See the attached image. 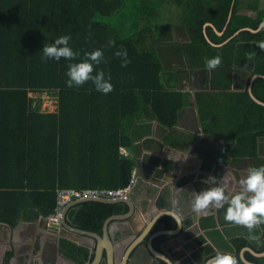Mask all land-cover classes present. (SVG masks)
<instances>
[{"label":"trees","instance_id":"obj_1","mask_svg":"<svg viewBox=\"0 0 264 264\" xmlns=\"http://www.w3.org/2000/svg\"><path fill=\"white\" fill-rule=\"evenodd\" d=\"M165 1L0 0V223L53 213L57 187L125 186L134 161L120 157L119 146H132L137 138L128 132L131 125L142 116L175 123L188 102L189 92L177 88L184 69L205 67L217 55L222 63L212 71L214 89L194 91L203 131L222 141L215 161L242 165L248 157L249 167L264 165V104L247 90L257 73L251 88L264 102V50L258 46L264 43V26L256 29L264 7L249 0L254 14L247 17L237 13L240 0H171L176 18L152 25ZM61 35L71 36L69 46L80 56L45 62L44 45ZM121 48L131 61L126 68L114 55ZM95 49H102L105 59L96 70L110 74L114 86L107 95L91 82L79 88L65 83L68 64ZM249 52L256 54L252 61L246 60ZM41 90L58 97L56 111H41L39 98L29 95ZM116 120L117 125L110 123ZM226 208L217 211L222 223H228ZM127 209L124 202L84 200L68 209L67 221L100 234L108 215ZM169 218L157 226L173 225ZM247 241L235 237L237 250ZM60 246L71 254L77 250L63 238ZM11 255L6 252L3 264ZM233 256L246 264L238 252ZM245 256L258 264L264 260L248 251Z\"/></svg>","mask_w":264,"mask_h":264},{"label":"crops","instance_id":"obj_2","mask_svg":"<svg viewBox=\"0 0 264 264\" xmlns=\"http://www.w3.org/2000/svg\"><path fill=\"white\" fill-rule=\"evenodd\" d=\"M193 76L200 81V79L204 80L206 75L203 72L194 73ZM182 90L189 92L188 102L180 109L175 123L162 125L155 118H146V116L137 118L128 131L129 134L137 135L132 146H119V156L133 159V169L139 173L138 176L146 178L149 182L147 191H142L143 197L138 200L139 210L129 218L112 221L111 239L122 249L133 239L135 231L141 230L150 219L147 214L148 209L151 208L155 213L167 205L168 193L172 198L176 196L180 201H188L191 211L193 192L220 185L226 186V191L234 194L240 190L239 181L247 176L251 162L248 157L242 158L244 159L242 165H234L231 161L228 163L215 161V154L222 141L216 139L214 134H206L203 131L194 103V91L190 90L188 85ZM29 95L35 97L31 92ZM46 98L49 101L46 104L52 106L47 111H56L58 97L50 94ZM41 108L40 106L41 111H45ZM106 122L107 119H103L102 123ZM110 123L117 125V120ZM146 129L148 132L144 133ZM124 150L127 154L123 153ZM207 164L209 165L206 167ZM209 176L216 178L217 185L203 183ZM217 211L213 208L206 215L195 214L187 221L189 225L179 228L178 231L156 234L152 238L154 249L166 253L173 264H203L205 257H213L217 251L232 255L238 252L244 263L251 264L242 259V254L248 261L258 264L248 259L245 251L263 258L264 254H255L249 249H242L249 246L255 252L263 251L264 249H260V245L264 242L263 238L261 237L259 242L249 241L244 227L222 223ZM47 216L39 215L31 220L18 219L14 224L1 222L0 262L6 252H12L10 264H89L93 254L89 252L88 237L77 239L74 238V234L59 236L48 233L41 220ZM169 219L173 220V225L157 226L156 223L149 233L162 227H175V220ZM262 230L260 226L256 229V233L261 235ZM237 236L248 240L239 250L234 243ZM61 238L73 243L77 250L72 254L66 251L65 246H60ZM121 240L125 242L121 244ZM146 240L147 237H144L143 241ZM81 248L88 251L87 256H82L81 250L84 249ZM135 256L139 261L149 264H168L156 256H149L145 249L138 250Z\"/></svg>","mask_w":264,"mask_h":264},{"label":"clouds","instance_id":"obj_3","mask_svg":"<svg viewBox=\"0 0 264 264\" xmlns=\"http://www.w3.org/2000/svg\"><path fill=\"white\" fill-rule=\"evenodd\" d=\"M70 35H61L52 44H45L42 49L43 59L59 61L61 58L73 61L80 56L70 46ZM110 47H115V41H109ZM264 50V43L258 44ZM114 55L121 60V67L126 68L130 63L128 52L121 48ZM255 52H249L246 60L252 61ZM105 62L102 49H95L91 52H84L83 60L77 63H69L66 72V86L68 88H79L91 82L95 89L107 95L114 90L110 74L106 77L103 70L97 71V67ZM222 59L219 55L205 61L208 71H213L219 67ZM180 85V84H179ZM32 92V91H31ZM205 184L217 185V180L213 176L207 177L203 181ZM240 190L230 193L226 191V186H213L199 192H193L192 210L196 214L206 215L210 209L220 210L227 205L224 219L226 222L242 226L247 230L248 239L251 242H259L261 235L256 233V229L264 225V165L259 167H249L247 176L239 181ZM177 225L183 226V219H178L175 214H170ZM203 264H237L235 257L230 253L217 251L213 257H205Z\"/></svg>","mask_w":264,"mask_h":264},{"label":"water","instance_id":"obj_4","mask_svg":"<svg viewBox=\"0 0 264 264\" xmlns=\"http://www.w3.org/2000/svg\"><path fill=\"white\" fill-rule=\"evenodd\" d=\"M207 24H211V23L205 22L204 26ZM261 26H264V21H262L256 29H259ZM241 28L256 30V29H252L247 26H243ZM238 30H236L234 33H236ZM216 31L219 34L221 33V31H218V30ZM204 69L207 70L206 68ZM257 75L258 74L255 73L251 76L249 84L247 85V90L249 92V95L252 97V99H254L258 103L264 104L263 101L259 100L258 98L254 96L252 92V88H251L252 80ZM177 88L183 89L184 86L180 84L177 86ZM249 159L251 160V158ZM138 175L139 173H136V183H134L131 190L125 196H121V197H104L103 196L102 197V196L89 195V196H83L80 198L72 199L69 202H67L62 208L58 223L48 222V218L45 217L44 219L43 218L41 219L43 223V227H45V230L48 233L58 234L59 236H67L70 234H74L76 236V237L74 236V238H77V239L78 237H84V236L88 237L89 239L87 238V240L89 241V252L93 254L92 259L90 260L89 264H103V263L104 264H149L147 262L146 263L141 262L136 258L135 255L140 249H145L146 252L149 254V256H156L157 258H160L168 262V264H173L172 259H169L166 253L159 252L154 249L153 244H152V238L156 234L178 231L179 228H183L186 225H189L187 221L190 219L191 216H195L196 213H194L193 210L191 211L189 210L190 203L188 204L187 203L188 201L186 202L180 201L179 198H177L176 196L172 198L170 193H168L167 205L163 209H160L155 213H153V210H151V208L148 209L147 214L150 216V219L144 224L141 230H139L138 232L135 231V236L128 243L126 247L122 249V247L119 246V244L115 243L111 239L110 233H111L112 221L116 219H121V218H129L140 208L138 200L142 199L143 197L142 191L144 190L147 191V184L149 182L147 181L146 178L142 176H138ZM84 200H97V201L108 202V203L124 202L127 205L128 209L125 212L113 213V214L108 215L104 219V222L102 225V232L101 234H99L98 232H95L93 230H89V229L78 227L76 225H72L71 223L67 221L68 209L71 206H73L75 203L81 202ZM170 214H175L178 219H183L182 221L183 226L181 227L177 225L176 223L175 227L173 228L165 227V228H161V229H158V230H155L149 233V231L153 228L154 224L158 222L160 223V221H163L165 216H171ZM49 235H52V234H49ZM144 237H147L146 241H143ZM54 241L56 242V240ZM124 242L125 241H122L121 244ZM244 249H249L255 254H264V250L260 252H255L249 246L243 247L242 250ZM118 257H119V261H117ZM242 259L248 263L256 264V263H252L248 261L244 257L243 254H242Z\"/></svg>","mask_w":264,"mask_h":264},{"label":"built area","instance_id":"obj_5","mask_svg":"<svg viewBox=\"0 0 264 264\" xmlns=\"http://www.w3.org/2000/svg\"><path fill=\"white\" fill-rule=\"evenodd\" d=\"M36 92L33 96L46 98L50 96L47 90L32 91ZM127 154L126 150L123 152ZM136 182V170L131 171L129 182L123 187L117 188H105V187H86V188H73V187H57L56 191V203L53 213L47 216L48 222H57L59 220L61 210L64 205L72 199L80 198L83 196H104V197H121L125 196Z\"/></svg>","mask_w":264,"mask_h":264},{"label":"rangeland","instance_id":"obj_6","mask_svg":"<svg viewBox=\"0 0 264 264\" xmlns=\"http://www.w3.org/2000/svg\"><path fill=\"white\" fill-rule=\"evenodd\" d=\"M249 0H240V3H239V6H238V9H237V13L239 14H245V16H249V15H253L254 14V11L250 10L248 8V5H247V2ZM259 7H264V0H259ZM176 12H177V6L171 2V0H168V1H165L163 2L159 7H158V10L156 12V14L154 15L153 17V24L152 25H155L156 23H165L167 21H170V20H174L176 18ZM156 30V29H155ZM161 30L159 29L158 33L160 32ZM36 92H31V95H34ZM48 99L47 98H44L42 100L39 99V107L41 106L43 110L47 111V110H50L52 106H50L49 104H46Z\"/></svg>","mask_w":264,"mask_h":264},{"label":"flooded vegetation","instance_id":"obj_7","mask_svg":"<svg viewBox=\"0 0 264 264\" xmlns=\"http://www.w3.org/2000/svg\"><path fill=\"white\" fill-rule=\"evenodd\" d=\"M204 68H206V67L189 68V69L185 68L184 69L185 76L182 79V82L180 84H182L184 87H185V85L190 86V90H193V91L214 89V87L211 85L212 71L210 72L208 70H205ZM203 72L206 75L204 80L200 79V81H199V79L197 77L193 76L194 73H203ZM194 78H197V79H194ZM162 228H165V227H162ZM159 229H161V228H159ZM155 230H158V229H155ZM10 259H11V257L8 259L7 264H10ZM3 262H4V259L1 260L0 264H3Z\"/></svg>","mask_w":264,"mask_h":264}]
</instances>
